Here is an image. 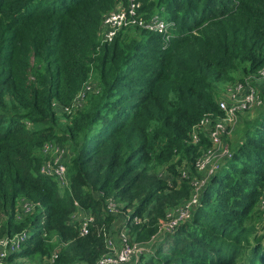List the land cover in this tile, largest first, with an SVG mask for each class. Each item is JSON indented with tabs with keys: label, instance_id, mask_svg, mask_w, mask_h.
<instances>
[{
	"label": "trees",
	"instance_id": "16d2710c",
	"mask_svg": "<svg viewBox=\"0 0 264 264\" xmlns=\"http://www.w3.org/2000/svg\"><path fill=\"white\" fill-rule=\"evenodd\" d=\"M119 1L0 0V235L29 236L9 263L52 254L57 236L54 264H96L122 216L134 241L147 243L190 198L184 168L196 173L210 145L203 133L195 144L193 132L224 115L220 84L264 68V0H137L146 17L167 13L168 36L130 25L101 44L103 17ZM92 75L99 92L84 108L55 110L71 106ZM49 141L72 151L63 194L41 173ZM230 149L190 218L142 264H264V112ZM110 199L123 213L105 210ZM22 200L34 204L24 220ZM76 202L91 215L86 234L71 222Z\"/></svg>",
	"mask_w": 264,
	"mask_h": 264
},
{
	"label": "built area",
	"instance_id": "2783aa9c",
	"mask_svg": "<svg viewBox=\"0 0 264 264\" xmlns=\"http://www.w3.org/2000/svg\"><path fill=\"white\" fill-rule=\"evenodd\" d=\"M141 5L137 0H127V3L120 0L114 9L106 13L99 29L101 44L111 42L121 29L130 25H137L147 30L159 32L165 36L169 34L172 22L167 13L161 10L150 17H146L139 11ZM263 89L264 68L256 74L247 76L244 80L230 82L224 88L222 98L219 99V105L224 111V115L218 117L213 116V114L209 115L193 132L195 144L200 142V133H203L209 139L212 150L209 151L208 155H205L206 153L202 154L195 164L197 171L203 172L205 175L195 182L191 181L192 191L190 198L168 211L166 219L160 222L158 233L147 243L134 241L130 235V228L127 226L131 219L129 217L125 218V222L122 223V229L119 233L121 245L116 251V255L110 254L112 252L110 249L115 244L110 230L106 238L108 252L102 255L96 264H142V257L152 252L151 248L155 243L163 239L168 232L174 230L180 221L190 218L192 209L201 200L202 189L206 179L218 171L232 154L228 144L225 145L224 143V136L235 130V125L238 123L241 113L264 107ZM97 92H99L98 83L94 80H89L85 84V87L78 92L71 106L62 109L55 102V110L59 111L61 109L62 112L73 115L86 106L90 94ZM42 154L44 160L41 166V173L53 177L58 183L60 192L63 194L66 190L70 189L68 164L72 157L71 149L67 146H62L56 141H49L43 146ZM182 178H191L189 166H185ZM76 206L77 210L73 213L71 222L79 223L81 234H86L88 233L91 215L86 214L84 217V214L87 213L86 210L78 202H76ZM258 206L264 210V189ZM33 207V203L22 200L19 204L17 217L20 220H24L26 215L32 212ZM105 210L114 215L123 213L122 206L111 199L106 201ZM141 222L142 219L140 217H134L133 223L139 224ZM28 237L27 231L12 236L0 235V264H10L8 257L14 252L19 251L22 242ZM52 257L57 259L58 253L52 254L51 260Z\"/></svg>",
	"mask_w": 264,
	"mask_h": 264
},
{
	"label": "rangeland",
	"instance_id": "374dc122",
	"mask_svg": "<svg viewBox=\"0 0 264 264\" xmlns=\"http://www.w3.org/2000/svg\"><path fill=\"white\" fill-rule=\"evenodd\" d=\"M92 78L91 80H95V76L92 75ZM240 78H241V75H239L238 73L234 74V82L235 81H240ZM230 82L232 83V81H229L227 83H221L220 86L218 87V94H219V97L222 98V92L224 90V88L230 84ZM263 93H264V89H263ZM264 112V107L261 108V110H259L258 112L251 109L248 110V111H245L243 113L240 114V119L238 121V123L235 125L236 128L235 130H233L231 133L227 134L224 136V143L225 145L228 144L229 148H231V145L236 141L238 140V133H239V129L242 128V126L245 124V121L246 120H251L253 116H255L257 113H262ZM62 116V120L65 121L67 118L65 116H63V114L61 115ZM234 126V127H235ZM70 149V147H68ZM212 150V145L210 143V145L208 146V148H206V150H204L202 152V154H205V155H208L209 154V151ZM189 173L191 174V178H190V181L192 182H195L197 179H200V178H203V176L205 175V173L203 172H194L191 170L190 172V167H189ZM167 176V174L165 175ZM200 176V178H199ZM86 214L88 215V213H85L84 214V217L86 216ZM52 243L54 244V250L52 252V254H56L57 252V249L60 250V243H59V237L57 236H53L52 238ZM120 246H118L117 244H114L113 245V248H111L110 250H112V252L110 254H112L113 256L116 255V251L119 249ZM43 255V256H39V255H36V256H33V257H28V258H25V259H19V261H14V262H11L10 264H17V263H20V262H24V264H54L56 259L52 257V260H51V255ZM24 260V261H23ZM17 262V263H16Z\"/></svg>",
	"mask_w": 264,
	"mask_h": 264
},
{
	"label": "crops",
	"instance_id": "0c3cea01",
	"mask_svg": "<svg viewBox=\"0 0 264 264\" xmlns=\"http://www.w3.org/2000/svg\"><path fill=\"white\" fill-rule=\"evenodd\" d=\"M259 110H261V109H255L256 112H258ZM86 212H87V210H86ZM87 213L90 214L89 212H87ZM123 222H125L124 217L123 216L118 217L116 219V221L114 222L112 229H110L111 230V236L113 237L115 244H117L118 246L121 245V239H120L119 233H120V230L122 229V223Z\"/></svg>",
	"mask_w": 264,
	"mask_h": 264
}]
</instances>
